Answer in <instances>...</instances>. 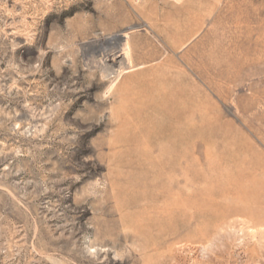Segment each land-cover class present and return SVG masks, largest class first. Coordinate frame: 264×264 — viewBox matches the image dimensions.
Here are the masks:
<instances>
[{"label":"rangeland","instance_id":"rangeland-1","mask_svg":"<svg viewBox=\"0 0 264 264\" xmlns=\"http://www.w3.org/2000/svg\"><path fill=\"white\" fill-rule=\"evenodd\" d=\"M0 264H264V0H0Z\"/></svg>","mask_w":264,"mask_h":264},{"label":"bare ground","instance_id":"bare-ground-1","mask_svg":"<svg viewBox=\"0 0 264 264\" xmlns=\"http://www.w3.org/2000/svg\"><path fill=\"white\" fill-rule=\"evenodd\" d=\"M123 59H124V56H123ZM124 60H126V57H125V59Z\"/></svg>","mask_w":264,"mask_h":264}]
</instances>
